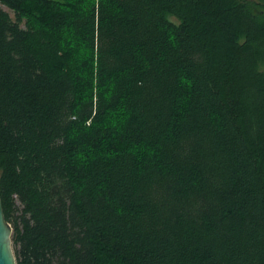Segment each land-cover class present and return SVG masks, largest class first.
Returning a JSON list of instances; mask_svg holds the SVG:
<instances>
[{"label": "trees", "instance_id": "1", "mask_svg": "<svg viewBox=\"0 0 264 264\" xmlns=\"http://www.w3.org/2000/svg\"><path fill=\"white\" fill-rule=\"evenodd\" d=\"M0 198L16 264H264V0H0Z\"/></svg>", "mask_w": 264, "mask_h": 264}, {"label": "water", "instance_id": "2", "mask_svg": "<svg viewBox=\"0 0 264 264\" xmlns=\"http://www.w3.org/2000/svg\"><path fill=\"white\" fill-rule=\"evenodd\" d=\"M0 264H16L12 246V227L6 221L0 198Z\"/></svg>", "mask_w": 264, "mask_h": 264}, {"label": "rangeland", "instance_id": "3", "mask_svg": "<svg viewBox=\"0 0 264 264\" xmlns=\"http://www.w3.org/2000/svg\"><path fill=\"white\" fill-rule=\"evenodd\" d=\"M1 8L9 14V16L14 20L15 19V14L6 6L1 5Z\"/></svg>", "mask_w": 264, "mask_h": 264}]
</instances>
